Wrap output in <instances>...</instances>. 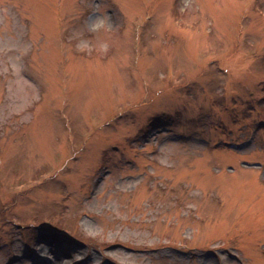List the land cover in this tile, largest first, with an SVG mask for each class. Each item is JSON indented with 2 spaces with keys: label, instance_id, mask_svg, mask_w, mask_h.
<instances>
[{
  "label": "rangeland",
  "instance_id": "rangeland-1",
  "mask_svg": "<svg viewBox=\"0 0 264 264\" xmlns=\"http://www.w3.org/2000/svg\"><path fill=\"white\" fill-rule=\"evenodd\" d=\"M0 264H264V0H0Z\"/></svg>",
  "mask_w": 264,
  "mask_h": 264
}]
</instances>
